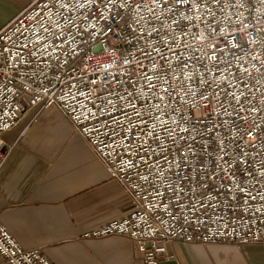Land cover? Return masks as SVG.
Masks as SVG:
<instances>
[{
    "label": "built area",
    "instance_id": "2783aa9c",
    "mask_svg": "<svg viewBox=\"0 0 264 264\" xmlns=\"http://www.w3.org/2000/svg\"><path fill=\"white\" fill-rule=\"evenodd\" d=\"M0 30L2 136L56 107L130 199L90 236L144 264L264 244V0H28ZM7 264H53L0 221Z\"/></svg>",
    "mask_w": 264,
    "mask_h": 264
},
{
    "label": "crops",
    "instance_id": "0c3cea01",
    "mask_svg": "<svg viewBox=\"0 0 264 264\" xmlns=\"http://www.w3.org/2000/svg\"><path fill=\"white\" fill-rule=\"evenodd\" d=\"M22 10L0 0V30ZM2 140L13 149L1 170L0 221L22 248L53 264H144L132 239L90 236L126 217L130 199L56 107L32 109ZM168 252L175 259L160 264H264V244L175 242Z\"/></svg>",
    "mask_w": 264,
    "mask_h": 264
},
{
    "label": "rangeland",
    "instance_id": "374dc122",
    "mask_svg": "<svg viewBox=\"0 0 264 264\" xmlns=\"http://www.w3.org/2000/svg\"><path fill=\"white\" fill-rule=\"evenodd\" d=\"M15 4L19 5L22 9H25L29 2L28 0H14Z\"/></svg>",
    "mask_w": 264,
    "mask_h": 264
}]
</instances>
